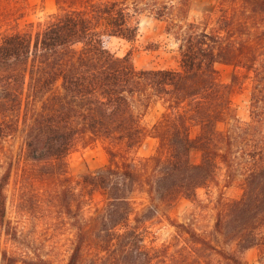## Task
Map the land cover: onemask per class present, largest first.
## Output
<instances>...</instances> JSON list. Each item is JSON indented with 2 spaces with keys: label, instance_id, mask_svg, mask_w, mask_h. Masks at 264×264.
<instances>
[{
  "label": "trees",
  "instance_id": "1",
  "mask_svg": "<svg viewBox=\"0 0 264 264\" xmlns=\"http://www.w3.org/2000/svg\"><path fill=\"white\" fill-rule=\"evenodd\" d=\"M10 1L0 4V226L16 235L7 218V186L16 172L20 204L36 195L37 202L74 214L75 240L66 264H80L95 237L121 262L140 240L130 222L147 216L134 212L137 196L153 208L179 196L194 199L198 188L216 180L220 164L231 175L239 133L264 125V0H232L233 11L211 29L189 19L191 0H54L55 11L22 26L10 21L23 14V5ZM142 15L165 22L177 45L176 68H136L129 51L116 55L107 46L115 37L133 41ZM216 62L239 65L252 80L251 119L224 131L217 123L232 113L230 83L219 80ZM153 101L162 111L147 127L144 115ZM17 132L22 145L14 156L4 141ZM147 136L156 140L154 150L135 160L131 154ZM98 140L108 161L80 174L76 189L67 156ZM194 149L197 162L190 158ZM243 156L242 193L221 203L211 230L216 239L231 233L241 251L262 244L264 145ZM95 190L104 192L105 205L95 223L86 225L81 204ZM175 227L190 248L217 255L219 264H245L214 238L184 223ZM0 264L51 263L3 249Z\"/></svg>",
  "mask_w": 264,
  "mask_h": 264
},
{
  "label": "rangeland",
  "instance_id": "2",
  "mask_svg": "<svg viewBox=\"0 0 264 264\" xmlns=\"http://www.w3.org/2000/svg\"><path fill=\"white\" fill-rule=\"evenodd\" d=\"M23 5V14L11 19L24 25L28 21L43 19L47 14L55 11L54 0H18ZM0 4L10 5V0L0 1ZM235 6L232 0H191L188 17L190 20L206 25L208 29L218 26L221 15L232 12ZM165 22L148 15L140 17L139 30L133 41L121 38H110L107 46L116 55L129 51L136 68H176L178 66V51L175 41L165 32ZM2 31L0 27V32ZM218 78L223 83H230L228 97L232 113L225 120L217 123V128L227 130L235 124L249 121L251 75L239 65L216 62ZM162 111L161 103L153 101L144 115L147 127L158 119ZM235 115L237 121L232 117ZM197 127L191 129L194 135ZM156 140L147 136L142 144L131 154L138 158L150 155ZM22 145V133L17 132L4 141L8 153L17 156ZM264 145V125L261 123L252 127L249 132L241 131L233 143L232 153L237 161L231 175L227 174L224 164H220L216 180L205 187L198 188L196 197L188 199L179 196L171 203H161L157 207L150 206L143 196L134 199L133 207L137 215L147 213L139 221L130 222L136 225L140 232V240L121 262L117 261L114 252L101 246L95 237L84 248V255L80 264H219L215 254L206 252L199 246L190 248L185 240L183 230L175 227V223H184L198 233L213 239L211 235L217 208L224 201L238 198L242 193L243 174L241 165L244 161L243 153L247 149H256ZM190 158L193 162L199 160V151L194 149ZM69 173L73 182L80 174L87 170L96 169L108 161L102 141L78 147L67 156ZM5 166V157H0V173ZM76 189L77 188V184ZM17 173L14 172L7 186V218L11 221L16 235H7L0 226V261L1 251L23 256H41L49 259L51 264H66L75 240L74 214L69 216L49 202H37L34 195L24 205L18 202L19 191ZM83 189V187L81 188ZM81 214L86 225H93L94 218L100 215L105 205V194L102 190H95L81 204ZM148 208L152 209L151 211ZM134 214L131 215L133 217ZM97 229V228H96ZM261 245L238 250L231 233L219 236L213 241L229 251H235L245 264H264V228L258 233ZM203 256L207 257L203 258Z\"/></svg>",
  "mask_w": 264,
  "mask_h": 264
}]
</instances>
